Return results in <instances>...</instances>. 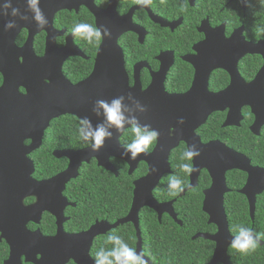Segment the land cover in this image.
<instances>
[{
    "label": "flooded vegetation",
    "instance_id": "1",
    "mask_svg": "<svg viewBox=\"0 0 264 264\" xmlns=\"http://www.w3.org/2000/svg\"><path fill=\"white\" fill-rule=\"evenodd\" d=\"M20 1L21 2L18 0H10L12 7H19L23 12L25 0ZM6 2H8V0H0V88L4 84L5 78H9L10 76L18 85V93L21 95H26V91L21 85L22 82L20 79L22 77V65L25 63L24 58L32 56L35 57L37 61L42 60L45 66L43 74L46 77H50V74H52L54 68L57 66L52 56L50 60H45L47 52L49 51L48 48H51V46L55 51L62 52V56L57 57V62L60 59L61 62L64 60L62 62L61 73L70 84L77 85L90 78L96 65L98 50L102 41L98 47L89 44L85 40L73 36L71 34V29L78 22L97 26V17H99L101 25L106 24L109 31L113 33L111 34L112 36L115 35L114 33L120 34L117 39V45L123 55L128 86L131 89L135 86L136 82L141 93L146 92L152 85H155L157 88L163 87L164 92L168 96L184 97L191 91L194 82L196 81L199 83L200 79H202L200 76H196V72H200L201 70H197L194 65L197 60L203 62L206 57L210 56L212 58V63H214L215 60L221 57L228 58V56H235V53L239 57L243 54L240 52L244 50L241 45L251 44L255 46L258 43L264 42V37H262L263 34L258 31L263 27L261 5L258 3V0H151V5L143 10H140L139 5L136 4V0H50L51 3H49V0H40L39 6L43 13L48 16V25L43 30L37 29L35 23L30 22L31 19H29V22H25L19 21V17H12L11 8L5 9L3 7ZM50 13L53 14L51 17L49 15ZM29 17H31L30 14ZM10 18L18 20V27L13 30L5 31L4 23ZM234 37L238 38L236 44H238L239 47L236 51L233 48L235 45L234 43L230 44L231 47L229 44H226V42L234 40ZM12 47L16 49L13 53L12 50L14 49ZM21 51L22 53H19ZM67 55H69V57L63 59ZM14 56H16V60H14ZM213 57L215 58L214 62ZM30 62H32V60H30ZM88 63H90L91 67L89 73L87 75L85 73L79 76L77 78L78 80L72 81L70 77L79 73V68H81L82 64L88 67ZM263 65L264 62L261 55L256 53L244 54L237 62V74L244 84L250 85L255 80ZM206 71L207 69H203L202 74ZM41 81L46 85H50V82L43 80V78ZM230 83L231 77L225 69L213 68L210 70L205 91L207 94H218L225 91L230 86ZM236 96L242 97V94L238 93ZM201 98L198 97V101L192 100V106L191 104H183L190 120L195 119V110L201 108ZM230 114L231 118L228 119V115ZM195 116H197V114ZM60 118L61 117L58 119ZM256 121L255 115L248 106L242 107L239 113L227 108L225 111H215L211 113L206 118L203 125L197 127L194 131V137L197 138L198 142L190 144H196L200 149L221 144L242 159V161L232 159L230 161L234 166L232 168L231 165L227 166L224 164V167L230 168L223 173L226 189L228 191L224 196V203L225 197L231 194L232 191H235L239 196L243 197L247 207H249L247 198L241 195L240 192L248 183L251 184L252 181L258 183L256 179L259 178V173L264 172L261 150L262 147H264V125L260 124L258 126ZM173 131V129L168 130V139L173 137ZM128 132L130 134V128L124 130L119 139V144L122 148H124L125 145L121 143V140L125 136V133ZM212 133H214V135ZM246 133L253 137L252 140L256 146H254L253 149L261 150L256 153V157H253V159L246 155L249 150L251 151V146H253L250 145V141L247 140ZM218 135L221 140L226 138L227 141H220L219 137H217ZM177 143V146L170 150L168 156L170 173L161 178L158 186L152 191L151 195L154 202L159 206L170 204L176 219L173 220L166 214L162 217L166 216L177 226H179L177 223H181L182 226V222L178 220L175 210L181 208V205L185 203L186 197L191 192L197 191L202 177H206L209 181L208 186L205 187L204 185L203 188H200L198 191L203 197V207V201L205 199L204 193L211 187V178L209 172L204 167H198V171L194 174L192 173L193 175L187 174L188 185L192 183L193 185L191 189L186 188L185 191L182 192L184 194L183 197H180L181 194L177 197H172L168 194L167 186L172 176H176L185 182L184 177L186 173L181 169L180 165L187 161L182 160L181 156L185 147L190 144L183 140H179ZM25 144L28 145L29 143L26 142ZM156 145L157 143L152 146L148 154L154 151ZM247 145L248 147H246ZM89 147L90 146H87L77 150H54L52 156L54 157V152H78ZM31 155L29 156L30 160ZM207 155L210 156L209 150H207ZM196 159L197 158L192 161L193 165ZM56 160H65L66 167L51 178L65 172L69 167V161L67 159L60 158ZM118 162L126 166V175L128 177L134 176L131 182L133 186L130 199L131 209L135 190L134 183L147 175V165L144 162H139L135 171L130 175L129 167L120 160L110 158L108 163L113 171H106V169L98 166L94 158H91L88 162L80 165L77 178L70 180L60 191L58 199L62 203V218L64 220L61 233L64 235L84 234L96 223L106 222L109 225H113L117 222L116 220V222L111 224L107 220L96 219L93 224L89 225L87 228L84 226L76 227L77 223L75 221L79 220L80 222L81 220V215L77 211V208L81 207H77L78 202L73 201V199H78L80 196L77 193H71V195L68 196L66 190L69 185L80 179V173L85 170V167L95 164L96 168L99 170L97 171V175L94 174L96 179L93 184L95 182H100L103 193H105L106 189L104 186L107 187L106 181L111 178V176L119 180L117 181L118 184L121 183ZM143 169H145L144 173H142ZM100 170L106 173L108 176L107 179L104 178ZM251 171L253 173H251ZM255 173L256 175L254 176ZM232 177H236L237 180L233 181V188L231 189L228 187V182ZM49 179L34 180L41 182ZM262 185H264V182H262ZM108 187L112 193V200H115L116 204L119 205L121 199L119 194L121 192L120 185L115 187L110 180ZM113 193L116 194L113 195ZM263 195L264 192L255 196V214L257 199ZM106 196L107 193L103 195L102 200L105 201ZM39 202L40 198L37 196L24 199L23 204L25 206H30ZM64 205L66 206L63 209ZM105 210L104 207L102 212ZM148 210L152 211L147 207L140 210L139 227L141 214ZM88 215L89 205L86 201L83 216L87 217ZM155 215L158 223L161 222L162 217L159 220L158 215L156 213ZM108 216L110 215L104 213L102 217L106 218ZM32 219L33 221L26 224L25 230L27 234L25 236L34 247L28 251L26 250V253L25 251L22 252L20 256L11 257L9 245L5 239H1L0 264H34L32 262H26V254L28 258H34L35 262L42 260V257L46 255V252L37 246L36 241L39 237L50 239L57 236V219L53 214L47 211H43L39 215L36 214L35 218ZM127 225L132 226L131 224ZM121 227L122 226H119L117 229L111 230L105 235L93 240L89 252L91 259V251L94 250L95 244H97L98 241L100 242L102 238H107L109 235L114 234V231L118 232ZM30 234H36L34 242L32 240L33 236ZM1 235L0 233V238ZM230 236L232 235L230 234ZM193 238L194 236H192L191 241H196L193 240ZM213 245L214 253L215 244L213 243ZM263 245L264 241H261V247ZM25 248L28 247L25 246ZM230 248L231 247H228L226 251L228 259H230ZM145 259L147 258L145 257ZM66 264L74 263L69 261Z\"/></svg>",
    "mask_w": 264,
    "mask_h": 264
},
{
    "label": "water",
    "instance_id": "2",
    "mask_svg": "<svg viewBox=\"0 0 264 264\" xmlns=\"http://www.w3.org/2000/svg\"><path fill=\"white\" fill-rule=\"evenodd\" d=\"M51 2L49 0V3ZM49 15L51 17L53 14ZM45 16L48 19V16ZM97 25H101L99 17H97ZM103 26L106 27V24ZM111 34L113 33L111 32ZM114 34V36L111 35L110 38L102 40L96 65L90 78L77 85L70 84L62 76L61 67L64 60L61 62L60 59L57 62V57L62 56V52L55 51L51 46L48 48L45 60H50L52 56L57 66L50 77L43 74L45 66L42 60L37 61L32 56L25 57L20 79L26 95L18 93L19 87L10 76L5 78L4 84L0 88V233L2 234L0 240H6L11 250V257L20 256L22 252L26 253V250L34 247L25 236L27 234L25 228L28 222L33 221L32 218H35L36 214L39 215L43 211L56 217L58 234L50 239L39 237L36 244L46 252V255L42 257V260L35 262L34 258H28L26 254V262L66 264L72 261L74 264H94L89 254L93 240L127 224H131L135 228L138 240L136 250L142 252L139 230V213L142 208L151 209L158 215L159 220L164 214L173 220L176 219L171 205H157L151 194L161 178L170 173L168 156L170 150L177 146V142L183 140L188 144L197 143V138L194 137L196 128L203 125L211 113L225 111L227 108L239 113L242 107L248 106L257 119L256 124L264 125V65L250 85L244 84L237 74V62L244 54H259L264 62V42L255 46L241 45L244 52H240L243 54L239 57L235 53V56H228V58L221 57L215 60L213 57L214 63L210 56L206 57L203 62L197 60L194 65L197 70H201L196 72V76H200L202 79L199 83L194 82L191 91L186 96L173 97L166 95L163 87L157 88L155 85H152L144 93H141L136 82L133 88H129L123 55L117 45L120 34ZM237 40L238 38L234 37V40L226 42V44L234 43L233 48L236 51L239 47L236 44ZM13 49L12 53L16 50ZM63 53L65 54L64 51ZM14 57L16 60V56ZM67 57L69 55L63 59ZM213 68L225 69L231 77L230 86L225 91L214 95L207 94L205 91L210 70ZM203 69H207L204 74H202ZM42 78L50 82V85L42 83ZM128 93H131L136 100L147 107L146 112L138 114L140 122L148 123L160 132L157 145L151 154L141 153L135 160L121 155L124 151V148L119 144V139L124 132L122 131L114 133L112 139L105 140L104 146L98 152L91 151L90 147L78 152H54L53 155L56 159L65 158L69 161L67 170L46 181L37 182L32 178L35 168L29 156L41 147L45 131L49 128L51 121L63 116H72L77 119L88 116L95 125L100 122V118L93 115L91 109L97 99L111 100L120 95L127 96ZM238 93H241L242 97H237ZM198 97H202L201 105L199 104L201 108L191 109L196 113L194 114L195 119L190 120L183 104L192 106V100L198 101ZM196 114L197 116H195ZM180 118H183V124L178 123ZM230 118L231 114L228 115V119ZM129 128L126 126L125 130ZM169 129L174 130L171 139H168ZM26 142L29 144H25ZM207 150H209L210 156L207 155ZM91 158H94L98 166L106 171H113L108 163L110 158L120 160L129 167L130 175L135 171L139 162H144L147 165L148 173L144 178L134 183L132 206L125 218L113 225L106 222L96 223L84 234L64 235L61 233L64 223L62 203L58 196L65 187L64 185L77 178L80 165L88 162ZM232 159L242 161L241 157L218 144L209 148H201V155L194 163L197 168L204 167L211 178V187L204 193L202 212L208 217V224L213 225L217 232L213 236L197 234L193 238V240L201 239L215 244L209 264H230L226 251L230 247L232 236L228 231V222L224 211V196L228 191L223 173L230 169L224 167V164L231 165V168L234 167L230 162ZM153 168L157 171L153 172ZM251 173L253 172L251 171ZM259 175V178L256 179L258 183L252 181L240 192L247 198L249 217L252 222L255 215V196L264 192V185H262L264 172H260ZM192 185L193 183L191 187ZM37 196L40 198L39 203L30 206L23 204L24 199ZM183 196L184 194L181 193L180 197ZM66 205L63 206V209ZM177 224L181 226V223ZM36 234H30L33 236V242L36 239Z\"/></svg>",
    "mask_w": 264,
    "mask_h": 264
},
{
    "label": "trees",
    "instance_id": "3",
    "mask_svg": "<svg viewBox=\"0 0 264 264\" xmlns=\"http://www.w3.org/2000/svg\"><path fill=\"white\" fill-rule=\"evenodd\" d=\"M262 11V26L264 27V7ZM264 37V34L262 35ZM87 68V69H86ZM91 67L82 64L79 68V73L72 75V81L78 80L79 76L89 73ZM219 117V116H218ZM78 120L72 116H64L58 120L51 122L50 127L45 131L42 146L31 155V160L34 164L33 178L36 180L49 179L62 171L66 167L65 160H56L52 156L54 150H77L87 147L79 138L77 132ZM204 130V129H203ZM214 135V133H212ZM247 140L250 141L251 151L246 154L249 158L256 157V153L262 150V163L264 162V147L261 150L253 149L255 146L252 136L246 133ZM219 137V135L217 136ZM134 139L130 132L125 133L121 143L126 145ZM220 141H227L226 138L219 137ZM225 140V141H224ZM248 147V145L246 146ZM256 147V146H255ZM95 164L85 167L80 173V179L67 187L66 194H79L78 199L73 201L78 202L77 211L81 215V220H76V227H85L92 225L98 220H107L109 223H114L116 220L124 218L130 209V199L132 191V178L128 177L127 168L124 164L118 162L119 178L121 183L118 184L114 177L111 176L106 182V191L103 193V188L100 182L95 181L97 171ZM143 169L142 173H144ZM104 178H108L103 170H100ZM235 175V174H234ZM232 176V175H230ZM113 186L120 185V201L119 205L115 200H112V193L108 187L109 181ZM185 183L188 184L187 174L184 177ZM237 180L232 177L228 182V187L233 188V181ZM209 181L203 178L199 183L197 191L191 192L185 199V203L181 205L180 209H176L178 220L182 222V226H177L170 218L164 216L161 222L158 223L154 212L148 210L144 211L140 216V231L142 239V252L149 260L150 264H208L212 258L214 245L211 242L196 240L191 241L192 236L197 234L214 235L216 228L213 225H208V217L202 213V194L199 191L205 185L208 186ZM107 193L105 201L102 200L104 194ZM116 193H113L115 195ZM89 205V215L83 216L85 202ZM104 201V202H103ZM105 207V211L102 212ZM262 207V210H261ZM224 210L228 222V231L234 236L236 233L234 228L237 225L251 227L257 233H264V195L257 199L256 214L252 222L249 217L248 207L246 201L242 196H239L235 191L225 197ZM104 213L109 214L108 217H102ZM115 235L120 236L130 247L136 249L138 242L136 238V231L132 226H122L118 232L114 231ZM107 238H102L98 241L94 250L91 251L92 259L94 260L95 253L101 248L111 249L112 244L106 243ZM230 264H264V245L258 247L256 251L247 255L240 254L230 248Z\"/></svg>",
    "mask_w": 264,
    "mask_h": 264
},
{
    "label": "clouds",
    "instance_id": "4",
    "mask_svg": "<svg viewBox=\"0 0 264 264\" xmlns=\"http://www.w3.org/2000/svg\"><path fill=\"white\" fill-rule=\"evenodd\" d=\"M258 3L264 7V0H258ZM136 4L139 5L140 10H143L151 5V0H136ZM39 5L40 0H25V8L22 12L19 7H12L8 0L3 7L11 8V16L19 17V21L29 22L30 14V22L35 23L37 29L43 30L48 25V19ZM17 27V19L10 18L4 23L5 31ZM258 31L264 34V27ZM71 34L97 47L103 39L111 37V32L107 27L84 22L76 23L71 29ZM91 111L93 115L100 118V122L93 125L88 116L80 117L77 122V132L80 140L90 146L93 152H98L104 146L105 140L112 139L114 133L124 131L126 126L130 127L134 139L124 146L121 155L128 156L130 160H135L141 153L148 154L159 139L160 132L157 129L148 123L140 122L138 114L146 112L147 107L136 100L131 93L127 96L114 97L111 100L97 99ZM178 123L183 124V118H180ZM200 155L201 149L196 144L187 145L181 156V159L187 162L180 165L181 169L189 175L197 172L198 168L193 165L192 161ZM152 171L155 172L157 169L153 168ZM186 188L190 189L191 185L176 176L170 178L167 186L168 194L172 197L179 196ZM234 231L236 234L230 240V247L240 254L247 255L256 251L261 246V241H264V233H257L251 227L237 225ZM106 243H111L112 248L101 247L95 253L94 264H148L144 253L130 247L120 236L109 235Z\"/></svg>",
    "mask_w": 264,
    "mask_h": 264
},
{
    "label": "bare ground",
    "instance_id": "5",
    "mask_svg": "<svg viewBox=\"0 0 264 264\" xmlns=\"http://www.w3.org/2000/svg\"><path fill=\"white\" fill-rule=\"evenodd\" d=\"M142 240V239H141Z\"/></svg>",
    "mask_w": 264,
    "mask_h": 264
}]
</instances>
